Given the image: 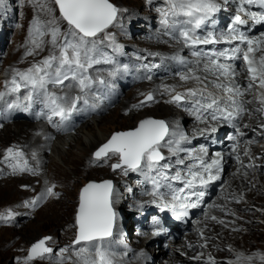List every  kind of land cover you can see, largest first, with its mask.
Returning a JSON list of instances; mask_svg holds the SVG:
<instances>
[{"label":"bare ground","instance_id":"bare-ground-1","mask_svg":"<svg viewBox=\"0 0 264 264\" xmlns=\"http://www.w3.org/2000/svg\"><path fill=\"white\" fill-rule=\"evenodd\" d=\"M216 2L221 5L220 11L213 14L204 25L216 22L218 26L219 20L217 17L225 14L229 15L230 18L240 15L246 24L251 22L252 17L245 10L246 3H244V0H227L226 3L225 0H216ZM126 3V1L122 2L123 5ZM142 7L146 9V5H142ZM149 7L148 5L147 8ZM130 12L131 10L128 7L124 11L125 14L122 11V15L125 16ZM142 13L145 14L146 21L149 24L156 26V23L159 22L156 20L159 13L157 9L153 14ZM153 30L156 32L154 37L157 40H163L164 43L155 47L139 46L138 49L141 52H145L146 49L144 48L158 51L153 52L157 54H142L137 61L141 64V67L134 70V74L143 76L148 72L145 65L148 64L151 67V71H154V76L150 80H153V82L147 79L145 83L138 84L135 88H141L139 93H144L145 91L153 93L157 102L143 107H134L139 105L138 99L135 98L138 93L124 91L128 87H123V85L128 86L129 83L121 84L122 87L117 88V93L111 95L113 105H111L112 101L110 98L106 102L107 104L102 102L96 111L82 110L74 113L72 117L74 120L79 117L83 121L79 123V128L74 127V133L69 136L60 134L65 131L69 132L71 130L69 127L65 131H58L48 122L46 115L42 114L46 111L42 103L36 102L28 107L27 110L24 109V105L27 102L23 97L27 89L22 88L20 93H12L6 96L8 103H19L21 105L20 108L10 109L6 103H0V161L4 158L5 150L14 146L23 151L24 159L37 172V175L29 173L13 175L6 164L0 163V213H6L9 209L16 213L15 217L10 222H7L8 230L26 227L24 233L19 235L25 240H30L37 236L34 229L45 228L50 237H52L51 241L53 244L51 247L58 250L70 246L72 243L74 234L70 227L73 225L74 213L79 206L80 182L89 179H110L114 183L112 197V207L116 214L114 236H121L122 230L126 231L128 227L131 228L125 214V209L129 205H133L137 210H134V213H139L153 211L151 207L156 203L152 204L154 198L149 194L151 190H149V184L145 183L147 179L143 174L129 171L127 175H124L121 170L113 172L110 167L114 162H118V157L112 156L102 163L97 162L93 156L94 150L106 142L114 131L134 128L141 118H147V116L163 119L168 123L170 130L183 132L188 137V141L182 145L185 149L199 150L201 146L206 147V145H203L204 141H211V137L216 135L221 137V132L225 128L224 121L219 123L211 120L210 117L206 118L204 122L196 120L184 107L168 103L170 96L165 93L164 89L168 86L174 87L177 92H183L188 88H201L207 85L209 91L219 92L220 90L214 87L215 82L234 83L239 85L243 92V96L238 99L244 101L246 109L244 114L235 121V124L244 133L241 139L245 137L249 139L244 141L243 145H238L237 154L231 149L225 151H222L221 148L213 151L208 150V157L212 159L217 158L214 156L216 153L221 154L223 157V171L218 181H214L208 188L204 189L207 197H211L210 201L207 200V206L204 211L214 207L216 211L218 210V214H221L220 212L224 210V216L221 217L219 215L223 223L213 219L201 220L204 218L203 215L200 218L195 217L190 225L187 224L188 222L185 224V229L188 230L187 227H189L191 232L184 234L181 246L177 247L174 243H168L169 249L165 248L164 244L159 243L162 241L161 237L165 240L170 237L169 231L159 226L157 228L159 235H155L156 239L154 241L159 243V250L154 252L153 260H150L152 256H149L148 259L146 256L150 252L148 244H145L147 240L144 239V236L147 235L146 228H137L138 230L135 231L137 237L140 241L143 240L144 244L136 245L132 241L127 244L123 242L122 237L114 243L112 240V250L117 254L118 264H170L173 260L174 250L187 252L191 245L192 247L193 245L194 247L197 246L199 250L201 249V247L199 248L201 245L200 241L205 239V237H209V241H206V244L211 249L214 246L212 253L218 259L222 260L228 257L233 264L260 263L262 262L260 257L264 256V127H261L264 125V104L261 103L264 100V89L259 88L258 82L251 88L247 87L251 82L247 72V64L243 59L247 47L243 45L242 55L238 61L233 65L230 64L235 71L234 77H220V80L217 81L216 76L203 70L206 61L200 59L199 64H197L198 58L192 55L193 50L185 46L182 41L171 37L168 39L162 33L155 29ZM249 38L260 42L258 44L260 50L250 54L258 61L261 56H264V28L251 34ZM1 41L2 39H0V46ZM157 57H164L162 59L168 61L165 62L166 68L159 66ZM43 58L28 59L20 57L10 64H6L5 60L1 61V66L4 68L0 74V91H6V82L11 81L14 70L23 72L33 63H37ZM170 60L173 62H169ZM181 60L185 63H181ZM135 62L128 61L127 64L131 67L132 65L130 64ZM105 66H108L107 69L111 67L110 65ZM181 69L182 71H180ZM189 69H194L196 75L201 77V81L190 79L185 82L180 80V76L188 74ZM165 70H169L170 75H162L159 78L156 72L161 71L163 73ZM106 73L107 71L104 70L99 73L93 71L92 75ZM126 73H129V70ZM204 77H207V79L205 80ZM108 78L111 79L110 82H114L119 78V74ZM122 79H125V77H122ZM110 86L113 87V85ZM48 87L51 92H55L57 95H63L64 92L69 91L66 88L61 91L60 88L53 85ZM77 92L78 89H73L71 94L75 95ZM117 102H119L118 105L115 104ZM53 119L59 120L58 117ZM91 124L94 125L89 127ZM213 127L217 129L215 132L210 131ZM202 130H204L203 135L201 134ZM229 131L224 133L223 142L226 143L225 145L229 141L227 138ZM63 148L65 152L62 151ZM245 152L248 154L245 155ZM33 153H35V159H33ZM164 154L166 156L169 155L167 149H165ZM180 155L183 157L185 153L182 152ZM237 155L239 160H237ZM56 157L58 160H56ZM171 159L174 161L176 157H171ZM235 163L239 168L241 164L247 165V172L238 171L237 175L234 176L233 171L231 172L227 168ZM131 173L141 177L129 179ZM221 180H224L223 182L228 186L229 190L227 192L216 189L217 184ZM24 185L28 187L25 188L23 187ZM52 185H55L54 191L59 193L58 199L49 197L35 209L24 207L25 201L34 199ZM241 192H243L242 198L239 196ZM215 197L222 199L223 206L214 201ZM226 197L227 201L225 202ZM255 208L258 209L256 210ZM255 220H258L259 223L255 224ZM197 223L203 228L202 234L197 230ZM172 229L176 230V235L185 230L175 226ZM10 233H12L11 238L18 235L14 234L15 232ZM150 233L152 234V232ZM213 236L217 237L216 240H211ZM240 238L243 239L245 247L239 243ZM223 243L227 245L228 250H225ZM187 244H190L189 249ZM26 245L23 241L19 244H14L12 240H9L8 244L0 246H11L16 249L18 253L16 264H24L25 251L22 249ZM122 245L125 246V250L122 249ZM207 250L204 249L201 255L205 257L204 254ZM253 250H259L262 254L249 256L252 257L250 262L247 259H237V257L247 258L246 254ZM210 262L213 264V261ZM214 263L225 264L220 261ZM34 264H52V262L40 260Z\"/></svg>","mask_w":264,"mask_h":264},{"label":"snow or ice","instance_id":"snow-or-ice-1","mask_svg":"<svg viewBox=\"0 0 264 264\" xmlns=\"http://www.w3.org/2000/svg\"><path fill=\"white\" fill-rule=\"evenodd\" d=\"M54 3L58 6L60 18L67 24L66 30L61 31L55 18L47 21L37 18L33 21L28 32L32 47L28 48L25 55H34L36 50L42 51L45 36H50L47 41L51 45L50 54L23 72L14 70L11 81L6 82V91H0V103H6L10 109L20 108L19 103H8L6 96L20 93L22 88L27 89L23 97L27 102L24 109L27 110L33 103H42L46 109L42 114L46 115L48 122L58 131H65L70 126L68 122L74 113L82 110L96 111L105 98L100 92V86L107 88L110 80L100 75L94 77L91 70L99 73L103 70L96 68L97 65H110L106 70L107 74L109 77H115L122 71L127 72L129 66L119 64L102 49L106 41L111 47H120L115 42L114 34L107 31L117 22L118 13L121 11L110 0H54ZM165 3L166 7L158 11L160 24L167 30L166 34L192 49V55L198 58L197 64L200 59L205 60L203 70L216 76L217 81L220 77H234L232 66L221 62V59H236V54L241 51L240 47L203 52L200 50L201 45H215L219 38L214 32H209L203 37L197 35V30L201 29L213 14L220 11L221 5L216 0H165ZM244 3H259L264 7V0H244ZM41 10L50 11L44 5H41ZM253 18H256L255 14ZM234 20L237 25L245 24L240 15H236ZM259 20L264 21V15H261ZM233 41L247 47L243 55L251 81L247 87L251 88L258 82L259 88L264 89V56L258 61L254 56H250L260 50V42L250 39L234 26L229 28L226 42ZM181 63L185 62L181 60ZM145 78L150 80L152 77L147 75ZM190 79L201 81L194 69H189L188 74L180 76V80L185 82ZM49 85L58 87L61 91L65 88L69 91L57 95L49 90ZM214 87L220 91H209L207 85L188 88L183 92L166 86L164 91L170 96L168 103L184 107L196 120L204 122L208 117L213 121L222 120L232 124L237 134L243 136L244 133L234 123L246 111L244 101L238 99L243 96L240 86L215 82ZM73 89H78L75 95L71 94ZM154 102H157L156 96L149 92L144 100L134 107H143ZM261 103L264 104V100ZM54 117L59 120H54ZM216 130L215 127L210 129L211 132ZM201 134H204V130ZM230 139L235 141L236 136ZM187 141L188 137L183 132L170 130L166 121L148 118L141 120L133 130L114 133L93 156L95 161L101 163L112 156L118 157V162L111 165L113 171L119 169L124 175L129 171L143 174L151 183L149 194L154 198L152 203H158L162 211L169 210L177 216H187L189 209L199 207L206 194L204 189L218 181L223 171V157L220 153H216L215 159L209 158L208 149L204 146L199 150L182 147ZM232 148L235 152L236 144H233ZM162 149H167L169 155L166 156ZM182 152L185 153L183 157L180 155ZM247 154L245 152V155ZM171 157L176 159L173 161ZM0 163L6 164L13 175H37L36 170L24 159L23 151L14 146L5 150ZM54 189L55 185L47 187L34 199L25 201L24 207L35 209L49 197L58 199L59 193ZM112 197V181L88 183L79 195L75 216L76 233L72 244L56 250L48 244L52 237H43L31 245L24 264L37 260H49L52 264H118L117 254L112 250L110 240L116 216ZM15 215L11 209L0 213V222H10ZM154 235H159V232ZM237 259H247L250 262L252 257ZM260 259L264 261V256Z\"/></svg>","mask_w":264,"mask_h":264},{"label":"rangeland","instance_id":"rangeland-1","mask_svg":"<svg viewBox=\"0 0 264 264\" xmlns=\"http://www.w3.org/2000/svg\"><path fill=\"white\" fill-rule=\"evenodd\" d=\"M123 1H126V4H122ZM110 2L112 4H114L115 6H117L121 11L118 13V20L116 23H114L113 26H111L107 31L114 34L115 36V42L117 45H119V48H114L109 46L108 42L106 41L105 44L102 46V49L104 51V53L110 57H112L114 60H116L119 64L124 65L127 64L128 61H136L134 64H130L132 65L131 67L129 66V73L126 72H120L119 73V78L116 79L114 82H110V85H113V87H111L110 85L105 88L104 86H100V92L102 94H104L105 98L103 99V103L108 102L111 98L112 104L113 105V100H112V96L111 95H115L118 91L117 88H119L120 86L122 87L121 84H128V86L123 85V87H128L125 88L124 91L128 92H133V93H138V95L135 97L136 99H138L139 104L141 101L144 100L145 96L149 93V91H145L144 93H139L141 88H135L136 85L138 84H143L146 82L147 78H145L147 75H151L154 76V71H151V67L146 64L145 67L147 68L148 72L147 74L143 75V76H137L136 74H134V70H136L138 67H141V64L138 63L137 61L139 60V58L141 57L142 54L144 53H148V54H157V53H153L156 52L158 50H154V49H149V48H144L146 49L145 52H141L139 48V46H144V47H155L156 45H161L164 43L163 40H157L156 37H154L155 33L153 29H155L156 31L162 33V35L166 38H170L171 36L166 34V29L164 28L163 25H160V14L158 13L156 20H158L159 22L156 23V26L149 24L146 21L145 18V14L142 12H148L149 14H153L155 12V10L160 9V8H165L166 7V3L165 0H110ZM41 5H44L45 8L50 9V11H42L41 10ZM142 5H146V9L144 7H142ZM148 5L150 6L149 8ZM129 7V10H131V12L128 14H126L125 16L122 15V11L124 13V11H126ZM226 7V6H224ZM131 8V9H130ZM227 12V11H226ZM125 14V13H124ZM37 18H39L41 21H47L50 19L55 18L61 31L63 32L64 30H66L67 28V24L66 22H64L61 18H60V14H59V9L58 6L55 5L54 0H39V2H37V0H2V2H0V39H2L1 41V46H0V74L3 71V68L1 66V61L5 60L6 64H10L12 61L14 60H18V58L22 57V58H40V57H46L47 55L50 54L51 51V45L47 43V41L50 39V36H45L44 37V47L43 50H36V54L34 55H25L26 51L28 50V48L32 47V45L29 43V36H28V32H29V28L32 26V23L34 20H36ZM158 56V55H156ZM7 57V58H6ZM158 58V64L159 66L166 68L165 62H168L167 60H164L162 58L164 57H157ZM7 60V62H6ZM160 60V61H159ZM169 62H173V61H169ZM35 64V63H33ZM32 64V65H33ZM31 65V66H32ZM30 66V67H31ZM96 68L98 69H102L104 71L107 70L108 66L105 65H97ZM92 72L95 70H91ZM182 71V69L180 70ZM158 74V77L161 78L162 75H170V71L169 70H165L163 73L161 71H157L156 72ZM96 75H100L102 77H104L105 79L111 80L108 77V74H93V76L95 77ZM1 77V75H0ZM122 77H125V79H122ZM151 82H153V80H149ZM157 81V80H155ZM11 100V99H10ZM22 102V101H21ZM25 104V103H24ZM107 104V103H106ZM116 105L119 104V102L115 103ZM110 105V106H111ZM104 115V114H102ZM147 117H151L154 119H158V120H163L154 116H147ZM146 117L141 118L135 127L138 126L139 122L141 120H144ZM74 126L75 128H79V123H81L83 121V119L81 118H75L74 120ZM165 121V120H164ZM94 124L89 125V127H92ZM73 126V127H74ZM134 127V128H135ZM134 128H130V129H124V130H116L114 131L110 137L116 133V132H122V131H128V130H133ZM74 128L71 129L69 132L65 131V132H61L60 134H64L69 136L70 134L74 133ZM226 133V131L224 132ZM222 134L219 140H223V138L225 137V134ZM110 137L108 138V140L110 139ZM239 138L236 142H234L233 144H236V149L238 147L239 144L243 145V142L248 140V137L245 138ZM107 140V141H108ZM106 141V142H107ZM239 141V142H238ZM104 142V143H106ZM104 143H102L101 145H99L94 152L100 147L102 146ZM233 151V148L231 149ZM65 152V149L63 148V150ZM163 152H165V149H162ZM234 153L237 154V151H235ZM94 154V153H93ZM53 155V154H51ZM214 155V153H213ZM216 156V154L214 155ZM56 160H58V158L56 157ZM117 163V162H114ZM113 163V164H114ZM237 164H232L229 168H227V170L229 171H233L234 176L237 175L238 171H244L247 172L248 167L247 165L241 164V167H237ZM112 170V167H110ZM113 171V170H112ZM119 171H113V172H117ZM135 173V172H134ZM134 173H131V175L129 176V179H134V178H138L141 176H136ZM140 174V173H139ZM226 175V173H225ZM104 180H110V179H102V180H94V179H89V180H84L80 182V192L82 190L83 187H85L89 182L91 181H96V182H102ZM112 181V180H110ZM224 181V180H223ZM222 180L219 181V183L217 184L216 189L219 191H225L227 192L228 186L225 185V183ZM113 183V181H112ZM145 183L149 184V190H151V185H150V181L149 180H145ZM129 185H131L129 183ZM113 188H114V183H113ZM79 192V195H80ZM234 192V191H233ZM235 193V192H234ZM239 196H241V198L243 197V192H241L239 194ZM210 198L208 199V201H210ZM215 202L219 203L221 206L223 201L222 199H220L219 197H215L214 199ZM227 201V197L225 198V202ZM216 203V204H217ZM154 204V203H152ZM149 206V205H148ZM153 206V205H152ZM207 204H205V206L202 208L203 210L201 211L200 215L197 216V218H200L202 215L204 216L203 219L201 220H210L213 219V217H215V219H213L214 221L220 222L223 221L221 217L224 216V210L222 212H220L221 214H218V210L216 211V209L214 207H212L211 209H207L206 211H204V209L206 208ZM224 208V207H223ZM256 210L258 208H255ZM78 210V208H77ZM76 212L74 213V218H73V225L70 227L73 230V238L72 241L75 239V233H76V226H75V216H76ZM134 210L137 211L135 209V207L133 205H129L126 209H125V214H126V218L127 221L129 222V226L127 228V230H122L121 231V236L115 235V221H114V225H113V236L114 238L111 239V241L113 240V243L116 242V240L121 239L123 237V242L129 244L134 243L136 245H140V244H144L143 240L140 241V239L137 237L136 232L138 229V226L135 225L134 219H133V215H135L138 212L134 213ZM204 211V212H203ZM219 215L221 217H219ZM208 216L206 219L205 217ZM194 219V218H193ZM192 219V220H193ZM130 220V221H129ZM192 220L188 221V225H190L192 223ZM254 223H259L258 220H255ZM197 230L200 234H202L203 232V228L199 226V224H196ZM26 227H22L21 229H12V230H8V224L7 223H0V245H4V244H8L9 240H12V242L14 244H19L21 241H23L26 245V247L24 249H22L23 251H25V258L28 254V250L31 247V245L35 242H37L38 240L42 239L43 237L46 236H50V234L48 233V231L45 228H37L34 229L35 234L37 235L35 238L30 239V240H25L24 238H22L21 235L22 233H24ZM188 230H185L182 233H178V235H175L174 237H169L167 240H165L164 238L161 237L162 241H160L159 243L164 244L165 248H168V243H174L177 247L181 246V242H182V238L184 236V234L190 233L191 230L189 227H187ZM10 232H15L14 234H18L17 236H15L14 238H11L10 236L12 235V233ZM126 232V234H124ZM151 231H147V235L144 236V239H146L147 241L145 242V244H148V247L150 249V252L147 253V259L149 256H152V258L150 260H153V256H154V252H158V248H159V243L154 242L156 239L155 235L151 236ZM150 237V238H149ZM204 238V237H203ZM216 236L211 237V240H216ZM154 243H152V242ZM167 243H165V242ZM206 241H209V237H205V239H202L201 245L199 246V248L201 247V249L198 250V247H190V244H187L188 247V251H181V250H174L175 253L173 255V260L170 264H211L210 261L213 262H217L220 261L221 263H225V264H233V262L226 257L225 259H218L214 253H212V251H214V246L213 249H211L210 247L208 248V244H206ZM32 242V243H31ZM239 243L245 247L244 241L242 238H240ZM49 246H51L53 243L52 241L48 242ZM72 244V243H71ZM150 244V245H149ZM225 244L223 243V246ZM227 245H225V250H228V247H226ZM123 250H125V246H121ZM204 249H208L207 252H205V257L202 256V251H204ZM17 250L13 249L11 246L10 247H2L0 246V264H16L17 261ZM245 255V253H243ZM261 255L262 252L259 250H253V251H249L246 254V257H249L251 255ZM40 260L37 261H33L31 262V264H34L35 262H38ZM255 264H264V261L258 263V262H253ZM215 264V263H214Z\"/></svg>","mask_w":264,"mask_h":264},{"label":"water","instance_id":"water-1","mask_svg":"<svg viewBox=\"0 0 264 264\" xmlns=\"http://www.w3.org/2000/svg\"><path fill=\"white\" fill-rule=\"evenodd\" d=\"M148 118H151V117H147V118H145V119H148ZM154 119V118H153ZM129 131V130H128ZM104 181H106V180H104ZM91 182H95V183H100V182H96V181H91ZM103 182V181H102ZM90 183V182H89ZM84 188V187H83ZM82 188V189H83Z\"/></svg>","mask_w":264,"mask_h":264},{"label":"clouds","instance_id":"clouds-1","mask_svg":"<svg viewBox=\"0 0 264 264\" xmlns=\"http://www.w3.org/2000/svg\"><path fill=\"white\" fill-rule=\"evenodd\" d=\"M185 230H186V229H185ZM185 230H184V231H185ZM175 235H176V233H175V234H173V236H172V237H174Z\"/></svg>","mask_w":264,"mask_h":264}]
</instances>
